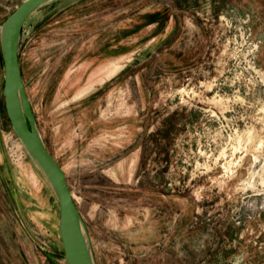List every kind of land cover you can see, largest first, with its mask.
<instances>
[{
    "label": "rangeland",
    "instance_id": "rangeland-1",
    "mask_svg": "<svg viewBox=\"0 0 264 264\" xmlns=\"http://www.w3.org/2000/svg\"><path fill=\"white\" fill-rule=\"evenodd\" d=\"M18 55L95 264H264V0H49ZM3 72L0 264H66Z\"/></svg>",
    "mask_w": 264,
    "mask_h": 264
},
{
    "label": "water",
    "instance_id": "water-1",
    "mask_svg": "<svg viewBox=\"0 0 264 264\" xmlns=\"http://www.w3.org/2000/svg\"><path fill=\"white\" fill-rule=\"evenodd\" d=\"M49 0H22L0 26L2 95L10 125L52 187L59 207L58 235L66 264H95L89 236L65 172L47 149L36 125L19 64V41L26 18Z\"/></svg>",
    "mask_w": 264,
    "mask_h": 264
}]
</instances>
